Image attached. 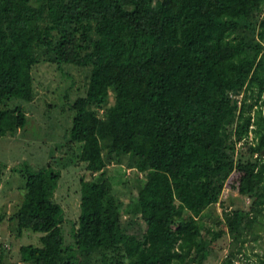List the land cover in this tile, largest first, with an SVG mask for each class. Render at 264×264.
Returning a JSON list of instances; mask_svg holds the SVG:
<instances>
[{
	"label": "trees",
	"instance_id": "trees-1",
	"mask_svg": "<svg viewBox=\"0 0 264 264\" xmlns=\"http://www.w3.org/2000/svg\"><path fill=\"white\" fill-rule=\"evenodd\" d=\"M43 60L92 68L68 133L90 179L80 180L69 245L55 200L61 172L22 171L25 196L12 220L19 235L42 237L20 247L21 264H94L95 254L106 262L119 252L128 264H205L213 243L230 235L236 244L257 221L264 0H0V138L26 127V113L9 103L34 101ZM113 163L145 177L143 234L131 233L120 211L107 177ZM226 190L240 203L224 208L225 230L207 240L202 219Z\"/></svg>",
	"mask_w": 264,
	"mask_h": 264
},
{
	"label": "rangeland",
	"instance_id": "rangeland-1",
	"mask_svg": "<svg viewBox=\"0 0 264 264\" xmlns=\"http://www.w3.org/2000/svg\"><path fill=\"white\" fill-rule=\"evenodd\" d=\"M91 67L63 66L62 69L43 60L33 70L36 96L33 102L11 101L9 108L20 107L27 115L28 123L24 129L8 133L0 138V164L5 168L0 176V264H21V246H40L42 234L24 230L17 232L12 220L17 208L24 200V179L22 171H40L52 165L61 172L56 202L64 211L63 231L66 243L73 244L72 233L78 221L80 210V180L90 179L85 165L76 160L80 147L68 148V133L73 125V102L86 93ZM113 99H111V104ZM253 137V134L251 135ZM241 151L242 149L239 148ZM124 220H131V233L143 234L146 230L140 219L137 204L138 188L145 180L142 174L127 168L126 164L113 163L107 169ZM264 195V185L261 188ZM251 200H246L248 207ZM240 199L237 194L225 191L221 201L209 209L202 222L205 226V239L211 240L213 234L225 230L218 226L223 219V210H234ZM255 214L252 213V217ZM257 221L247 228L238 243L230 235L212 244L210 256L205 264H261L264 262V207L256 215ZM3 247L4 253L1 248ZM122 252L109 255L105 262L101 254L92 257L94 264H128Z\"/></svg>",
	"mask_w": 264,
	"mask_h": 264
}]
</instances>
